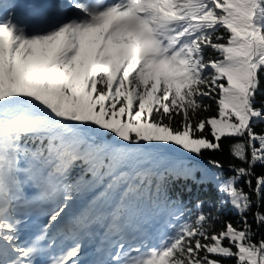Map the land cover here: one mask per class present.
I'll return each instance as SVG.
<instances>
[{
  "label": "snow or ice",
  "instance_id": "1",
  "mask_svg": "<svg viewBox=\"0 0 264 264\" xmlns=\"http://www.w3.org/2000/svg\"><path fill=\"white\" fill-rule=\"evenodd\" d=\"M13 7L0 4V264H37L57 243L50 230L105 178L104 191L61 233L70 245L49 264H81L91 223L106 226L110 250L99 264H264V237L253 239L264 213L253 214L256 229L247 216L264 201V172L254 171L264 166V131H254L264 122V105L255 106L264 0H67L46 23L30 27ZM62 9L64 18L56 19ZM206 49L217 57L206 60ZM206 98L217 112L201 118L211 108ZM107 133L111 143L97 142ZM224 138H235L229 152L241 166L229 164L233 174L224 177V165L208 160L217 170L220 199L209 202L215 214L201 200L193 208L173 201L170 232L153 243L125 216V201L139 190L134 181L149 174L139 165L153 148L174 145L199 156L222 151ZM76 168L81 175L70 182ZM171 174L204 182L192 168ZM110 194L119 196L115 209L93 216ZM226 205L237 225L219 215ZM38 208L46 215L41 233L18 243L22 218Z\"/></svg>",
  "mask_w": 264,
  "mask_h": 264
},
{
  "label": "trees",
  "instance_id": "2",
  "mask_svg": "<svg viewBox=\"0 0 264 264\" xmlns=\"http://www.w3.org/2000/svg\"><path fill=\"white\" fill-rule=\"evenodd\" d=\"M221 31L223 30L221 29ZM209 57L215 59L217 57V53L213 52L211 49H206L205 59L207 60ZM259 75L260 86L256 94V107L264 105V71H262ZM205 103L210 104L211 108L208 112H202L200 114L201 118L216 115L217 106L215 101L206 98ZM178 120L179 118H177V122H174V127L178 125ZM254 131H264V122L255 124ZM101 139L104 143H111L113 141V135L111 133H107L103 137H98L97 142H100ZM234 142L235 138H224L221 141L222 151H203L199 156L188 153L174 145L165 147L170 151L169 153L152 150L150 155L155 158L154 164L152 167L144 169L149 173L145 178L142 180L137 179L134 182L139 190L134 195L129 196V198L125 201V204L127 205L125 216H130L132 218L133 226L136 224L142 225L144 233H147L149 239L153 241L155 238L160 237L163 233L170 232V228L168 227V213L169 206L173 201H182L188 208H193L196 201L201 200L204 201L203 210L206 213L215 214L216 209L214 207H210L209 202L211 201L215 204V202L220 199V194L216 189L218 180L214 176V173H216L217 170L208 164V160H219L224 165V177L232 175L233 173L228 167L229 164L241 166V162L234 159L229 152V145ZM121 143L124 147L128 144L127 142ZM173 152H177L180 156L174 155ZM242 166L246 167L247 165ZM184 168L194 169L197 180L203 179L204 182L195 183L191 179L186 180L182 177L177 178L171 174L173 171H179ZM254 171L256 174H260L264 172V166L257 164ZM80 175L81 170L76 168L70 177V182L78 179ZM84 178L86 180L92 179L90 174L86 175ZM254 184L255 180L253 178V186ZM106 185L107 178H105V181L102 184L92 188L82 196H78L74 203L76 205L80 204L83 200L90 196V194L95 193L98 188L104 186L105 189ZM238 187H242L245 192L249 191L243 180L240 181ZM104 189L100 192H103ZM100 192L96 193L94 198L90 200V203ZM252 199L255 201V196H253ZM118 203L119 196L117 195L115 197H111L110 194L109 199L101 200L96 204L92 211V215L95 216L101 211L107 214L108 212L114 210ZM258 203L259 207H257V203H254L251 210L247 213L249 223L252 224L253 229H256L253 214L256 211L264 213V201H259ZM100 204H102V206H107V209H100ZM219 215L222 220H231L234 225H237L239 220V217L235 214V211L231 209L230 205H226L220 211ZM92 225H99L101 227L104 226V224L91 223L89 227L84 230V232H89ZM221 227L222 224L220 222H216L215 229L219 230ZM127 231L133 235H143V233L135 232L134 227H129ZM261 237H264V227L259 229L257 235L253 237V239L259 240ZM223 264H234V260H224Z\"/></svg>",
  "mask_w": 264,
  "mask_h": 264
},
{
  "label": "rangeland",
  "instance_id": "3",
  "mask_svg": "<svg viewBox=\"0 0 264 264\" xmlns=\"http://www.w3.org/2000/svg\"><path fill=\"white\" fill-rule=\"evenodd\" d=\"M47 1V8H46V10L44 11V12H42V13H40L37 17H36V19H35V24L36 23H38L39 25H41V24H44V23H46L47 21H46V17L47 18H51V16L53 15V13H52V9H53V7L55 6V5H57V4H65L66 2L64 1V0H46ZM0 2H3V3H7V1L6 0H0ZM65 11H67V10H57V12L55 13V17H56V19H63L64 18V13H65ZM35 193V191L34 190H29L28 192H27V194H34ZM78 206V205H77ZM76 209V205L73 203L71 206H70V208L67 210V212H66V214L63 216V218L60 220V222L53 228V229H51L50 230V235H55V236H59L58 234H60V233H62L63 232V230L66 228V227H69V221H70V217H71V215H72V213L74 212V210ZM105 231H106V227L104 228V233H105ZM103 232V231H102ZM101 232V233H102ZM96 239V240H95ZM97 239H99L98 237H93V240L96 242L97 241ZM58 241V240H57ZM18 243H21V244H23L22 242H21V237H20V240L18 241ZM102 244L101 242H100V240H98V242H97V244ZM155 243H157V242H155ZM82 245H83V247H82V254H84L82 257H85V256H87L86 254H88V255H90L91 253H94L95 252V250H92L91 252L89 251V249L91 248H89L88 249V247L90 246V244L88 243H86L85 242V240L84 239H82ZM105 246V245H104Z\"/></svg>",
  "mask_w": 264,
  "mask_h": 264
}]
</instances>
